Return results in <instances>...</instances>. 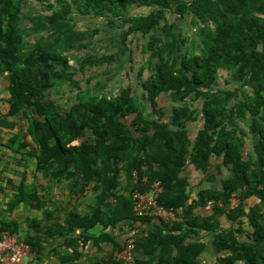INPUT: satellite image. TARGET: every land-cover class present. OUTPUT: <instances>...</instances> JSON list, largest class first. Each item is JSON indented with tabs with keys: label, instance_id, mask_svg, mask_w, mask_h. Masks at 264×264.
I'll use <instances>...</instances> for the list:
<instances>
[{
	"label": "trees",
	"instance_id": "1",
	"mask_svg": "<svg viewBox=\"0 0 264 264\" xmlns=\"http://www.w3.org/2000/svg\"><path fill=\"white\" fill-rule=\"evenodd\" d=\"M135 5L149 13H130ZM85 16L116 26L120 48L113 36L99 37L105 23L81 25ZM137 37L143 67L135 87L125 84L109 97L98 80L93 93L91 82L121 55L136 72ZM82 49L89 50L76 53ZM0 73L12 92L9 115L23 110L29 121L37 168L53 181H71L69 205L95 192L85 214L66 208L62 226H48L47 235L63 237L72 250L69 260L92 243L122 249L125 241L104 230L127 225L136 230L133 264H198L206 249L201 231L226 253L216 264H264V0H0ZM214 156L218 173H227L221 187L193 196L184 172L194 164L212 180ZM122 171L137 172L128 196L117 190ZM156 181L163 188L158 203L174 221L134 212L132 192ZM14 189L9 210L45 207L37 187ZM234 195L235 208L198 211ZM252 197L259 202L251 206ZM42 229L37 218L25 234L17 221L0 219V232L21 233L36 256ZM111 262L125 264L113 254L98 264Z\"/></svg>",
	"mask_w": 264,
	"mask_h": 264
},
{
	"label": "crops",
	"instance_id": "2",
	"mask_svg": "<svg viewBox=\"0 0 264 264\" xmlns=\"http://www.w3.org/2000/svg\"><path fill=\"white\" fill-rule=\"evenodd\" d=\"M38 9H41V4H34ZM142 12L138 14H148L150 8L140 6ZM86 19L92 21L95 25L99 22L107 23V19L101 20L93 19L90 16H85ZM95 21V22H94ZM95 25V26H96ZM105 36L103 38H106ZM137 41V42H136ZM135 46L137 48L141 39L136 38ZM134 47V48H135ZM140 68L143 67V55L139 56ZM139 68V69H140ZM137 70V68H136ZM147 72L145 71V74ZM12 92L9 88V80L6 73H0V183L3 187L0 190V219L17 221L19 224V230L22 234H25L29 229L30 218H37L42 223L43 231H41L42 237V252L36 256L34 252L33 259H28L27 263L33 262L34 264H98L99 261L108 259L110 254H114V244L109 242H101L99 245L90 244L83 251V255L76 260H69L68 257L72 255V250L63 244V237L55 235H47L49 229L48 226L54 222L58 228L62 226L61 222L65 216L66 208L75 209L81 214H85L88 211L89 205L95 199V192L90 188L85 196L81 197L78 201H73L71 205L68 204L71 196V181H53L45 169L37 168V160L32 153L36 151V144L33 136L28 134L29 121L23 114V110L17 114L9 115L10 98ZM160 103L163 105L168 104L167 98L162 96ZM191 134H195L194 131ZM24 144H26L24 146ZM213 157L212 170L215 173V177L210 180L208 174L202 169L197 168L194 164L187 167L184 175L189 178L191 184V190L193 196H196L197 192L202 188L215 189L221 187L222 179L226 176V170L221 174L218 173L216 165L221 161L220 158ZM50 173V172H49ZM137 177L132 174L128 175L122 171L120 173V184L118 185V193L122 195H130V187L132 182H135ZM25 182L28 187H37L39 194L45 200V207L32 209L25 204L9 210V203L15 198L14 186ZM249 205H255L259 202L256 197L250 198ZM198 211L207 215L212 210L206 209V207L198 208ZM264 211V209H263ZM16 212L23 214V224L19 222L17 218H12ZM53 214V215H51ZM52 216V218H51ZM55 218H58L55 220ZM176 219V218H175ZM174 219V220H175ZM222 226L227 227L230 223L225 217H222ZM170 220V221H174ZM22 227V228H21ZM130 226L125 225L122 230L118 228H105L104 231L111 233L116 241L123 243L126 240ZM97 232L103 230L102 226L98 225ZM200 238L206 242V249L201 255L198 264H216L217 258L220 255H225V252H218L214 247L211 235L206 231H201ZM245 238V236H242ZM110 264H113L112 262Z\"/></svg>",
	"mask_w": 264,
	"mask_h": 264
},
{
	"label": "built area",
	"instance_id": "3",
	"mask_svg": "<svg viewBox=\"0 0 264 264\" xmlns=\"http://www.w3.org/2000/svg\"><path fill=\"white\" fill-rule=\"evenodd\" d=\"M133 174L137 177V172ZM147 177H144V181ZM163 188L159 181L154 182L150 190L135 189L131 196L133 199L134 212L137 216L152 215L160 217L166 221L174 220L175 213L158 203V197ZM240 200L234 195L228 204L223 202L207 201L206 209L212 210L216 204L226 209L235 208ZM135 229H130L126 237L125 245L122 249L115 250L114 261H122L125 264L135 262ZM34 252L31 245L25 241L21 233H11L7 230L0 232V264H28V259H33ZM113 263V262H112Z\"/></svg>",
	"mask_w": 264,
	"mask_h": 264
},
{
	"label": "rangeland",
	"instance_id": "4",
	"mask_svg": "<svg viewBox=\"0 0 264 264\" xmlns=\"http://www.w3.org/2000/svg\"><path fill=\"white\" fill-rule=\"evenodd\" d=\"M139 7L140 6L135 5V6L130 8L129 12L133 13V14H138V13L142 12V8H139ZM81 18H82V21L80 23L81 25H90V26L96 25L95 21H94L95 25H93L94 23L92 21H90L89 19H86L85 17H81ZM187 28H188V25L186 24L185 29H187ZM119 31L120 30L116 26L114 28H108L107 24H106V26L103 28L102 31H100L98 33V35H99V37L113 36L115 39H117L118 44L114 48V50L116 51L117 49L120 48V42H121L120 37H119ZM89 49L91 50L92 46L89 47ZM89 49H82L81 51H76V53L79 55H84ZM134 49H135L134 61L136 62V64H135V62H133L132 66L139 69L141 66H140L138 60L140 58L139 56L141 54V51L136 49V47ZM127 56L128 55H125V56L121 55V57L119 58V63L111 65L107 69L105 68V70L102 69V70H104V72L98 71L100 74L97 75L95 80L92 81L90 84V87L93 90L92 91L93 93L97 92V90L95 89V85H96V81H98V80H101V81L103 80L105 82L104 93L107 94V96H109V97L112 95H115L120 90V88L122 86H124L125 84H132L135 87V85H134L135 74L137 73V70H136V72L130 70L131 64L128 63V61L126 60ZM141 56H142V54H141ZM75 61H76L75 58L72 57L71 63L74 64ZM88 74H94V72L89 71ZM145 75L147 76V73ZM221 81H223L222 78H221ZM83 83L85 85V81ZM262 209H264V205H263ZM17 215H18L19 222L23 224L22 220L24 217H23V214L21 212H16L14 214V216H12V218L16 219Z\"/></svg>",
	"mask_w": 264,
	"mask_h": 264
},
{
	"label": "water",
	"instance_id": "5",
	"mask_svg": "<svg viewBox=\"0 0 264 264\" xmlns=\"http://www.w3.org/2000/svg\"><path fill=\"white\" fill-rule=\"evenodd\" d=\"M44 61L46 60V59H43Z\"/></svg>",
	"mask_w": 264,
	"mask_h": 264
}]
</instances>
